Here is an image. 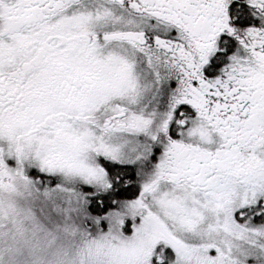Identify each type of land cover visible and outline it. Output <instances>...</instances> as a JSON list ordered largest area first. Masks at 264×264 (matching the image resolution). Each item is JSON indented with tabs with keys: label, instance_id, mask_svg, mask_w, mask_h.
Segmentation results:
<instances>
[{
	"label": "snow or ice",
	"instance_id": "snow-or-ice-1",
	"mask_svg": "<svg viewBox=\"0 0 264 264\" xmlns=\"http://www.w3.org/2000/svg\"><path fill=\"white\" fill-rule=\"evenodd\" d=\"M0 264H264V0H0Z\"/></svg>",
	"mask_w": 264,
	"mask_h": 264
}]
</instances>
